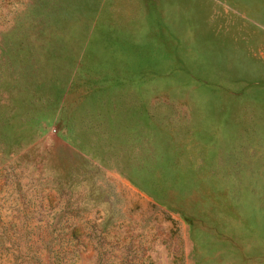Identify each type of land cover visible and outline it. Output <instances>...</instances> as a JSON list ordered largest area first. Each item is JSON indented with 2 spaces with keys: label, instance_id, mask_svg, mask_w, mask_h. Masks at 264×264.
Returning a JSON list of instances; mask_svg holds the SVG:
<instances>
[{
  "label": "rangeland",
  "instance_id": "374dc122",
  "mask_svg": "<svg viewBox=\"0 0 264 264\" xmlns=\"http://www.w3.org/2000/svg\"><path fill=\"white\" fill-rule=\"evenodd\" d=\"M0 264H264V0H0Z\"/></svg>",
  "mask_w": 264,
  "mask_h": 264
}]
</instances>
